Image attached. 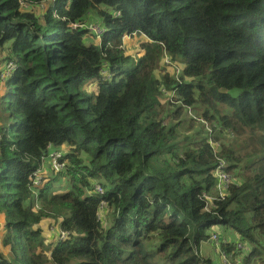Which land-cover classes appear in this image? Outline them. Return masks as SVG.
<instances>
[{"label":"trees","instance_id":"obj_1","mask_svg":"<svg viewBox=\"0 0 264 264\" xmlns=\"http://www.w3.org/2000/svg\"><path fill=\"white\" fill-rule=\"evenodd\" d=\"M44 1L0 0V48L16 66L0 94V246L10 254L0 264H209L199 249L213 236L225 257L255 263L264 0H47L34 12ZM93 16L97 45L72 28ZM135 35L144 55L132 67L124 37ZM63 148L70 186L55 192L43 165ZM220 161L236 180L221 195ZM44 220L67 238L46 244ZM219 226H232L237 244Z\"/></svg>","mask_w":264,"mask_h":264},{"label":"rangeland","instance_id":"obj_2","mask_svg":"<svg viewBox=\"0 0 264 264\" xmlns=\"http://www.w3.org/2000/svg\"><path fill=\"white\" fill-rule=\"evenodd\" d=\"M49 4H50V1L45 0L44 2L39 4V7H37V8L35 7L33 11L39 14L41 11L43 12V11L47 10ZM23 6L25 9H30L29 6H26L24 4H23ZM92 20L96 21V23L89 24V23H91V22H89V23H87L89 25L85 27L86 29H88L89 33L92 34V35H90V34L88 35L87 42L88 43L90 42V43L97 45L96 41H99V35H97V33L94 31V28L96 27V25H94V24H99L100 22L94 16L92 17ZM94 35H95V37H93ZM143 40H145V37H143L141 35H135L133 37H128V36L124 37L125 54L132 58V60L130 62L133 64V65H131L132 67L144 55V53L140 47V43ZM8 47H9V45H6V47L4 49L0 48V70H2V71L10 63V62L7 63V60H6V58L8 56V52H7ZM163 66L166 69H168L172 75L177 76L180 73L179 72L181 69L180 66L174 62L166 60L163 62ZM0 80H1V77H0ZM3 84L4 83L0 82V87L3 86ZM3 89H4V91H6L5 87H3ZM96 89H97V86L95 84L89 85L90 91H95ZM2 92L3 91H1V93ZM90 93H92V92H90ZM172 97H173V94L171 91H166L164 93V99H166V101H171ZM192 114H194V113L192 112ZM190 116H191V114H190ZM61 150L63 152L67 151V149H65V148H63ZM54 155H55L54 150H51L50 155H49V157L46 158L43 166H44L45 173L47 174V176L51 180H52V178H55L53 181V191L64 192V191H67V189L70 186V183L63 175H59L60 173L56 171L54 165H57L58 162L56 160H54ZM229 176L231 177V182L236 181L235 179L232 178L231 175H228L227 176V184L230 181ZM39 182L40 181L37 180V183H39ZM102 189H103L102 187L97 186L95 189V193L99 194V191H103ZM216 190L222 191V190H224V187L219 189L218 185H217ZM214 191H215V188H214ZM104 214L101 217V220L103 219L105 221L107 219V217L105 219ZM3 227H4V224H3L2 219L0 218V245L2 243ZM215 228L222 234L230 235L232 240H233V243L237 244V241L235 239L239 238L240 236L237 234L236 231H234L232 226H230V227L229 226L228 227L219 226V227H215ZM42 229H43V235H44L43 237H44V240L46 241V244H49L50 242L57 241L58 239L59 240L64 239L67 237L66 234L59 231L57 229V225L50 220H44V222L42 223ZM225 243H227V242H225ZM220 246H221V240L219 237H216V236H213L212 238H210L209 242L202 244V246L199 249V255L202 258V262H203V260H209V262H210L209 264H242V263H237L238 262V260L236 259L237 257L236 258L225 257L222 253ZM239 246L236 249L237 252H239V253L242 252L246 256L248 254L247 253L248 251L246 249L240 250ZM258 247L260 250V254L255 255L254 259L256 262L255 263L252 262L251 264H264V243H263V241L259 242ZM0 253L5 255L6 257H10L9 252L7 250H4L2 248V246H0Z\"/></svg>","mask_w":264,"mask_h":264},{"label":"built area","instance_id":"obj_3","mask_svg":"<svg viewBox=\"0 0 264 264\" xmlns=\"http://www.w3.org/2000/svg\"><path fill=\"white\" fill-rule=\"evenodd\" d=\"M89 24H86V25H82V24H76L74 25L72 28L74 30H78V29H86L85 27L88 26ZM96 25V27L94 28V31L97 33V35H99V38L104 34V30L98 25V24H94ZM88 30V29H86ZM16 66H14L13 63H9L8 66L6 67L5 71L3 70L2 71V74L0 75L1 79L2 80H5L6 78H8L9 76H11V74L14 73V71L16 70L15 68ZM212 145L215 146V148L217 149L218 148V145H215L213 142H211ZM55 155H54V160H56L58 162L57 165H54L55 169L57 172H60L62 170V168L64 167L62 164L59 163V159L61 158L62 155H64L62 152H54ZM50 155V154H49ZM49 157V156H48ZM60 168V169H59ZM228 168V165L224 162V161H220L218 167L216 168L215 170V175H216V178L218 180V188L221 189L222 187H224V190H219L218 194L221 195L224 193V191L227 190L228 186L232 183L231 182V177H230V181L229 183L227 184V176L229 174H227L225 171L227 170ZM43 171H38L35 175H34V186L37 187V186H40L41 183H42V179L40 178L39 174H41ZM37 180H39L40 182L37 183ZM100 194L103 195L104 191H99ZM63 232V231H62ZM65 233V232H63ZM66 234V233H65ZM67 236V234H66ZM67 238V237H66ZM66 238L64 239H60L61 240H65ZM241 247V246H239ZM246 249V248H244Z\"/></svg>","mask_w":264,"mask_h":264},{"label":"crops","instance_id":"obj_4","mask_svg":"<svg viewBox=\"0 0 264 264\" xmlns=\"http://www.w3.org/2000/svg\"><path fill=\"white\" fill-rule=\"evenodd\" d=\"M99 25V24H98ZM100 26V25H99ZM101 27V26H100ZM2 74V73H1ZM0 74V75H1ZM2 80V79H1ZM1 83H4V80H2L1 81ZM3 87H4V84H3V86H1V88H0V94H1V91H3L4 89H3ZM51 152V151H50ZM54 152H62L63 153V151L62 150H60V151H57V150H55L54 149ZM65 153V152H64ZM43 169H44V166H43ZM42 171H44V170H42ZM38 188V187H37ZM35 193L37 194V191L35 190ZM57 229L59 230V231H61L62 232V230H60V228L57 226ZM250 251V250H249Z\"/></svg>","mask_w":264,"mask_h":264},{"label":"bare ground","instance_id":"obj_5","mask_svg":"<svg viewBox=\"0 0 264 264\" xmlns=\"http://www.w3.org/2000/svg\"><path fill=\"white\" fill-rule=\"evenodd\" d=\"M240 246H241V247H240V250H241V249H244V248H246V247H249V248H250V246H249L246 242H244V241L240 244Z\"/></svg>","mask_w":264,"mask_h":264},{"label":"clouds","instance_id":"obj_6","mask_svg":"<svg viewBox=\"0 0 264 264\" xmlns=\"http://www.w3.org/2000/svg\"><path fill=\"white\" fill-rule=\"evenodd\" d=\"M63 154L65 155V153H64V152H63ZM227 165H228V164H227ZM228 168H229V166H228ZM228 168H227V169H228ZM41 184H42V183H41ZM38 187H39V186H38ZM246 250L249 252V250H251V248H249V247H246ZM248 252H247V253H248ZM226 257H227V256H226Z\"/></svg>","mask_w":264,"mask_h":264},{"label":"water","instance_id":"obj_7","mask_svg":"<svg viewBox=\"0 0 264 264\" xmlns=\"http://www.w3.org/2000/svg\"><path fill=\"white\" fill-rule=\"evenodd\" d=\"M221 92H222V93H226L227 91H226V90H222Z\"/></svg>","mask_w":264,"mask_h":264}]
</instances>
